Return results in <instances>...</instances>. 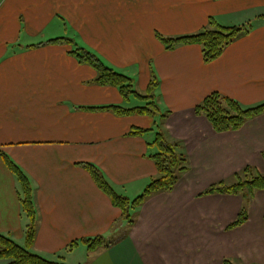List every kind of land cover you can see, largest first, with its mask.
I'll list each match as a JSON object with an SVG mask.
<instances>
[{
  "label": "crops",
  "instance_id": "1",
  "mask_svg": "<svg viewBox=\"0 0 264 264\" xmlns=\"http://www.w3.org/2000/svg\"><path fill=\"white\" fill-rule=\"evenodd\" d=\"M208 15L222 27L252 23L210 64L201 46L168 50L158 38L198 32ZM59 21L70 40L130 76L139 93L155 73L159 104L169 111L162 126L188 158L173 191L136 209L134 226L82 164H94L118 193L136 199L158 176L148 156L156 132L129 133L154 129L156 118L79 110L146 102L125 101L116 87L95 84L96 71L69 54L71 45L51 44L66 37L53 30ZM12 46L19 50L8 56ZM214 92L245 106L264 101V0H0V234L25 246L28 220L5 152L34 183L32 251L51 261L70 260L86 246L67 251L74 241L102 237L106 245L86 248L84 264H264V190L253 193L246 223L232 230L246 207L242 194L200 196L233 184L247 167L264 174V114L238 131L217 133L195 112Z\"/></svg>",
  "mask_w": 264,
  "mask_h": 264
},
{
  "label": "trees",
  "instance_id": "2",
  "mask_svg": "<svg viewBox=\"0 0 264 264\" xmlns=\"http://www.w3.org/2000/svg\"><path fill=\"white\" fill-rule=\"evenodd\" d=\"M210 24L216 26V28L205 29L198 34L174 38H166L158 34V38L168 50H174L180 46L199 45L202 47L204 62L210 64L220 58L230 45L250 32V29L243 27L219 26L213 19H211ZM50 43L72 45V50L69 54L81 64L89 65L97 72L95 84L116 87L125 101L135 98L146 102L141 106L128 108L112 105L97 108L78 107L79 110L111 111L118 116L143 115L156 118L154 129L134 128L129 133V136L132 137H144L149 132H156L153 142L148 143V156L155 162L158 176L150 181L144 192L136 199L130 200L118 193L104 173L94 164H82L90 173L99 189L111 199L115 207L122 211V217L126 223L129 226H134L136 224V216L134 215L136 209L154 194L173 191L182 175L189 170L188 158L183 151L182 143L171 140L162 126L169 111H165L158 103L159 80L153 73L146 93L141 94L135 88L134 81L130 76L109 66L96 53L77 41L59 38L51 40ZM195 112L197 115L206 117L217 133L238 131L249 120L264 114V101L256 105L245 106L237 100L214 92L196 106ZM1 156L4 164L15 176L20 187L21 208L28 220V224L25 230V246L19 245L9 236L0 234V260H10V264H66L61 260L62 257L59 261H51L32 251L38 230V211L34 201V183L22 167L10 156L6 153H2ZM260 190H264V174L259 173L252 167H247L242 173L236 174L233 184L224 182L213 185L200 196L242 194L246 207L242 209L237 220L228 227V230H232L246 223L248 219L247 204L253 193ZM80 243L86 245L90 251L106 245L102 237L82 239L74 241L68 246L67 251H72ZM224 264L234 263L230 260H224Z\"/></svg>",
  "mask_w": 264,
  "mask_h": 264
},
{
  "label": "rangeland",
  "instance_id": "3",
  "mask_svg": "<svg viewBox=\"0 0 264 264\" xmlns=\"http://www.w3.org/2000/svg\"><path fill=\"white\" fill-rule=\"evenodd\" d=\"M204 1H206V0H204ZM208 23H207V25L204 27V28H202L201 30H199L198 32H194V33H189V34H183V35H180V36H178V37H182V36H187V35H193V34H198V33H200V32H202L203 30H205V29H215L216 27L215 26H213V25H211L210 24V21H211V19H213V16H211V15H208ZM247 24V23H246ZM250 24H252L251 22L250 23H248V25H246V28H249V26H250ZM65 29H66V25L63 23H61L60 21L58 22V26H56V28L55 29H53L54 30V32H59L58 34H64V36H66L65 38H67L68 37V39H69V37H70V35H71V30L69 29V33H67L66 31H65ZM76 41H78V40H76ZM70 45V44H69ZM72 46V45H71ZM10 50H15V51H13V52H9ZM17 50H19V49H17V47L16 46H12V47H8V49H7V51H6V54H8V56H11V53H16L17 52ZM6 58H8L7 56H5L4 57V59H6ZM97 73V72H96ZM118 92H119V90H118ZM159 103V102H158ZM160 105V104H159ZM5 153V152H4ZM8 155V154H7ZM9 156V155H8ZM15 161V160H14ZM16 162V161H15ZM142 193V192H141ZM140 193V194H141ZM133 198H136V197H132L131 199H133ZM121 231V229H119L118 230V232H120ZM86 248H87V246H80L79 248H77L75 251H74V254H73V256H71L70 255V260H67L66 259V264H84V262L86 261V252H87V250H86ZM64 262V263H65Z\"/></svg>",
  "mask_w": 264,
  "mask_h": 264
}]
</instances>
